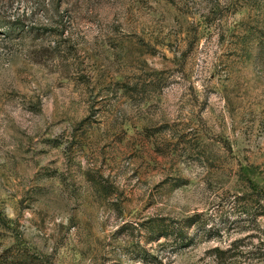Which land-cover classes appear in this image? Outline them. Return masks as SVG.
Here are the masks:
<instances>
[{"label":"rangeland","instance_id":"rangeland-1","mask_svg":"<svg viewBox=\"0 0 264 264\" xmlns=\"http://www.w3.org/2000/svg\"><path fill=\"white\" fill-rule=\"evenodd\" d=\"M230 247L264 264V0H0V264Z\"/></svg>","mask_w":264,"mask_h":264},{"label":"trees","instance_id":"trees-1","mask_svg":"<svg viewBox=\"0 0 264 264\" xmlns=\"http://www.w3.org/2000/svg\"><path fill=\"white\" fill-rule=\"evenodd\" d=\"M197 221H195L193 218H187L184 221V224L181 226V228L175 227L173 225H160L157 224V230H153V232L156 234L157 239L159 238H168L169 236L174 237V239H178L179 241H184L186 239H189L187 236V228H189L192 224L196 223ZM191 240V239H189ZM231 247L225 251H221L218 249H213L212 250V257L215 260V263L218 264L219 259L221 257V255L225 254L226 252L230 251Z\"/></svg>","mask_w":264,"mask_h":264}]
</instances>
